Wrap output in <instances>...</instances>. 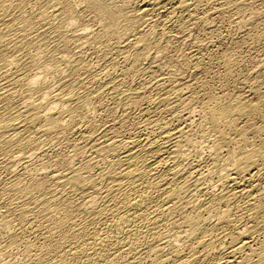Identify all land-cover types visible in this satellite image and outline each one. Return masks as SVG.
<instances>
[{
  "label": "bare ground",
  "instance_id": "6f19581e",
  "mask_svg": "<svg viewBox=\"0 0 264 264\" xmlns=\"http://www.w3.org/2000/svg\"><path fill=\"white\" fill-rule=\"evenodd\" d=\"M263 16L0 0V264H264Z\"/></svg>",
  "mask_w": 264,
  "mask_h": 264
},
{
  "label": "rangeland",
  "instance_id": "374dc122",
  "mask_svg": "<svg viewBox=\"0 0 264 264\" xmlns=\"http://www.w3.org/2000/svg\"><path fill=\"white\" fill-rule=\"evenodd\" d=\"M227 17H228V16L224 17L222 20H219L218 22H219L220 24H219V23H218V24H219V25H222L223 28H222L221 26H220V28H221V30L224 29V30H223V33H224V34L230 32V33L232 34V36L236 37L237 35H233V34H236L237 31H236V29L233 27V24L230 23V22H228V21H230V20L228 19V21H227ZM263 17H264V16H263ZM263 17H261V20L264 21V19H262ZM222 21H223L224 23H223ZM226 22H227V23H226ZM261 22H262V21H261ZM230 24L232 25V28H231V25H230ZM260 25H261V26H260ZM229 26H230V27H229ZM256 26H257V27L260 26L261 28H260V27L257 28ZM256 26H255V28H252V32L255 30V32H253V33H255V34H257V33H261V32H262V27H263V26H262V23H258V25H256ZM226 28H227V29H226ZM233 28H234V29H233ZM253 29H254V30H253ZM258 29H259V30H258ZM228 30H229V32H228ZM230 30H231V31L233 30V32H234V30H235V32L233 33V32H231ZM260 30H261V31H260ZM225 32H226V33H225ZM256 32H257V33H256ZM230 33H229V34H230ZM231 34H230V36H231ZM228 40H230V39H229V38L227 39V43H228ZM229 42H230V41H229ZM259 44H260V45H259ZM259 44H256V46H255L254 44L252 45V46H254V48L250 49V51H251V50L253 51V52L251 51L252 54L250 53V51H248V50H249L248 46L246 47V48H248V50H247L246 48L243 49V51H242L241 54H240V55H241L240 57L242 58L243 62H241V58H240V59H239L240 62L237 63L238 66L240 65V67H237V64H236V68H235V65H234V69H233L234 71L232 72L233 75H232L231 78H230L231 80L228 78V79L230 80L231 83H230L228 80H225L226 78H225V79L222 78V77H223L222 75L220 76V74H219V75L217 74V73H218L217 71L219 70V68H218V69H217V67L214 68V70L216 69V70H215V71H216L215 74H216L219 78H218V77H216V78L214 77V80H215V81H214L213 79H210L211 77H209V79L211 80V83H212V84H214V82L216 83V85H214V86H216V87H215L216 90H218L217 88H220L221 85H223V86L225 85V87H226L227 89H230V91L234 90L233 87L236 88L235 86L238 85L237 82H235L236 80L239 79L238 77H241V76H242V78H243L245 75H247V73L251 72V70H253L254 67H256V64H258V63H256V60H257V59H256V57H255L254 55L259 54V53L261 52V48L263 49V47H260V46H262V43H259ZM259 47H260V48H259ZM254 49H256V50H254ZM244 50H245V51H244ZM255 51H257V52H255ZM247 53H248V54H247ZM260 54H261V53H260ZM252 55H253V56H252ZM250 57H251V58H250ZM253 57H254V58H253ZM244 61H246V62H244ZM257 61H258V60H257ZM240 63H241V64H240ZM242 64H243L244 66H243ZM241 66H242V67H241ZM252 67H253V68H252ZM246 68H247V69H246ZM250 69H251V70H250ZM236 70H238V71L241 72V76H240V72H238V71H236ZM235 72H237V73H235ZM242 72H243V74L245 73V75H243ZM246 72H247V73H246ZM215 74L213 73V75H215ZM235 74H237L238 76H236ZM234 75H235V76H234ZM233 76H234V80H235V81L233 80ZM235 77H237V79H235ZM219 79H220V81L222 80L221 82H223V81H227V82H229V83H227V82H226V83L223 82V84H222V83H219V82H220ZM212 80H213V81H212ZM232 81H234V82L236 83V85H235V83L232 82ZM218 83H219V84H218ZM232 83H233V84H232ZM226 84H227V85H226ZM228 84H232V85L229 86L230 88H228ZM218 86H219V87H218ZM231 89H232V90H231ZM218 91H219V90H218Z\"/></svg>",
  "mask_w": 264,
  "mask_h": 264
}]
</instances>
